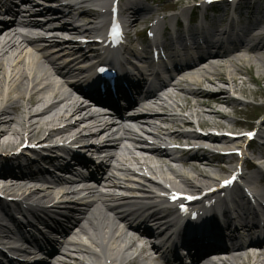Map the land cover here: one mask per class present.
I'll list each match as a JSON object with an SVG mask.
<instances>
[{
    "label": "bare ground",
    "instance_id": "bare-ground-1",
    "mask_svg": "<svg viewBox=\"0 0 264 264\" xmlns=\"http://www.w3.org/2000/svg\"><path fill=\"white\" fill-rule=\"evenodd\" d=\"M127 3L131 6L133 5V8H127L125 11H129L133 14V17L137 19L135 23L140 19H143L147 14L150 15L153 13V10L146 7H139L134 2ZM256 3L257 2L250 3L249 6ZM32 4H34V0L33 2L32 0H27V3L23 5L28 6ZM245 5H248V3H245ZM60 7L66 10V14L60 12L57 13L48 9L35 8L36 12L27 11L25 15L31 19L36 17H45L46 20L48 19L50 21H47L43 27L53 29L52 31H70L75 34L82 32L80 28L71 29L64 24L57 26L58 23H60L59 21L63 19L74 18L72 13L73 9L71 6L63 7L61 4ZM257 13L261 15L263 10H258ZM83 15L85 16V14ZM263 24L264 23H260V26L252 32L245 33L246 30H244L242 36L238 35L233 40L230 39V49L224 51L222 50L214 54L211 58L212 60L208 61V59L203 64L200 63V61L186 64L178 82L175 84L172 82L169 83V87L178 90L180 94L184 95L185 104L180 105L179 101L182 99V96L176 95L173 98L169 97L168 99L161 100L160 110H165L167 109L166 107L169 106H176L180 109L190 111L189 115L198 118L204 125H210L214 127L223 126L224 124L222 122L210 123L208 120H205L204 115H209L216 118L222 117L224 119V116L220 115L211 106V104L213 102H219V104L231 105L234 108V102L223 96L207 95L205 91L201 90V85L203 83H209L219 87L220 85H223V87L219 89L222 91H226V87L230 86L234 89L241 90L243 93H250L245 86L246 81H238L240 74L244 71V69H246V67H248L247 78L249 82L258 83L259 81L264 80V74L260 77H254L252 74L253 67L260 66L261 69H264ZM36 26L37 24H33L32 27ZM55 27H59V30H55ZM15 28L16 25L8 28V30L10 29L13 31L12 33L6 32V36L4 37L3 35L5 33H0V152L14 148L18 139H22V142L32 140L36 135L43 132L44 130V135L46 136V139L49 140V138H53L55 133L58 135L69 134L81 127L82 130L80 134L82 136H80L79 139L84 141L90 137L91 139H98L107 133L111 128L116 126L108 120L106 121L104 118L105 115L94 116L91 114L90 106L84 105L83 103L79 104L78 102H74L72 99V94L64 89L65 87L63 86H67V88H71L74 91L83 93L80 79L75 85L72 83L68 84L66 81L64 82V85H59L58 79L55 78L56 76L62 79L76 78L78 80V76L80 74L76 71V66H73L75 63H77V60L70 57L67 61L68 63L66 62V65L58 66L54 61L49 60L46 56L35 55L33 53L34 51L39 52L41 50L36 47L33 48V52H31L30 50H27V47L24 48V46L20 43L18 35L15 33ZM190 35L196 36L198 34L195 30H192ZM50 41L52 43L58 42L54 38ZM164 46V48L168 47L167 45ZM72 47L74 48L76 46ZM82 57H86V55ZM239 83L240 85H238ZM8 85L12 86L9 90H7ZM134 86L136 87L134 84L129 86L130 93H133ZM35 87H41L40 91H34ZM193 87H196L197 89ZM48 92L54 99V101L52 100L53 103L50 108L42 113H38V111L35 112L33 108L29 107L44 103L46 105V98L43 96ZM98 92L99 91L97 89L94 90V93ZM126 92V94H122V90H119L117 94L119 97L123 96L129 100V91L127 90ZM105 95V98L100 96H97L96 98H98L102 104L110 105V107L115 109V112L120 115V109L122 107L116 103V100H111L108 93H105ZM252 95L264 97V89L252 92ZM187 96L195 98V103L192 104L190 98ZM63 104H66L65 107L67 106L68 108L61 116L53 119L52 122L40 121L45 115L48 116L52 113V110H55ZM205 106H208V110L206 111L193 110L194 108H203ZM131 108L133 110L135 106H131ZM262 108H264V106ZM154 117L160 120L162 124L166 125V127H164L165 129L154 125L155 130L157 131L154 132L157 135L154 136L156 139L162 140V137H168L174 141L183 139L184 134L169 131L174 127H178L179 123H183L182 119H178L176 117L169 118L167 117V114H155ZM141 119L145 121L147 118ZM225 120L227 119L225 118ZM59 121L66 123V126H64L63 130L51 131V128H47L54 126L55 123ZM220 141L227 142L224 139ZM238 142L239 141H237V143ZM39 144H43V141ZM108 144H110V161L119 162L123 167L136 164L137 166L141 167V169H143V167H146V169H153L151 165L158 163L161 165V167H156L155 169H160L156 171H158V173H165L163 165L166 164V160L188 167L189 172L185 173L178 172L176 170H170L167 167L166 171H172V173L177 178L182 180L183 184L192 190L197 188L195 181L204 180L203 182L213 183L218 174L220 175L221 171H224V169L216 165L218 160H221L222 158L220 159L218 156L211 157L207 153H196L192 155L179 156L175 151L162 150L153 146L142 145L139 147L141 152L147 154L148 156H142V158H139L136 156V154L128 152V158H126V155L123 157V155L120 154V141ZM1 154L2 153H0V155ZM259 156L262 160H264V151H262ZM2 158L3 157L0 156V179H3L0 180V183L4 188H7L11 192H18L16 194L17 197H24L21 201L23 206L22 212L26 211L25 213L29 216H32L36 223L47 225L49 229L51 226L47 224L46 221H43L40 215H43L44 213L47 215H52L54 216V219L58 220L57 226H59V231L60 229H63V239H54L48 242L49 246L52 247V252L50 253L51 256L48 254L49 258H46L49 264H56L55 262L60 264H85V262L81 261L77 255L81 253L83 256L90 258V256H94V252L87 246H81V243L74 239H77L78 236H87L90 239L91 232L96 235L97 243H99L103 248V256L101 259L102 262L104 261L103 264H118V261H123L125 258H127L131 251L135 249L138 250V248H136V242H145L146 240H149L147 237L156 231L151 228L154 226L153 223L148 224L151 227L147 226L144 232H141V229L140 231L134 229L133 226L127 222V216L125 214L118 212L117 208H114L110 205L107 206V204L101 202L100 196L98 195V193H100L98 192V189L89 188L87 190L88 195L97 200V203L89 202L78 206L62 202L61 206L59 207L49 208L47 206V200H55L60 194V200L68 196V194L56 192V189L61 187L63 182L57 181L53 183V186H47V189H44L43 187H40L41 189H28L25 182L33 181L34 183L46 184L44 182L46 181L45 173H41L40 171L39 173H36L33 171V168L40 167L47 161L52 164V159L39 157L36 161L29 162L27 167L25 165H14V161L12 159L10 160L9 158H4V160H1ZM20 158H24V156L21 155ZM199 164L200 166L203 165V168L218 167L220 168V171L218 170L219 173L211 171V178L209 176L210 174L207 173V169L200 168ZM59 166L65 171L71 168L70 163H63ZM111 166L112 165L108 163V165L104 166L103 168L104 174L102 180H105V185L103 186L104 189L116 188L118 186L130 188L134 187L132 185H125L123 182L118 181L117 178L113 176V174H109L108 171L110 170ZM256 174L259 175L260 179L263 177L260 171H258ZM8 179L15 182L10 183ZM258 180V177L251 175L247 181L256 184ZM139 188L140 193L145 196L140 206L134 204V199H125L121 202H123L126 206H130L132 208L136 207L138 210L147 212L150 218L155 219L153 222L156 225H159L160 219H158L157 216L159 215V209L161 207L160 204L156 203L157 201H154V198L152 197L153 193L147 187L139 186ZM258 192L264 197V190L259 189ZM130 193L136 192L131 191ZM24 201L30 206L24 204ZM98 202H101V204H98ZM0 205V209L4 214L3 216L6 217L5 212L7 208H5L2 204ZM67 214L71 215V217H67ZM19 215L21 216V213ZM3 216H0V222L3 221ZM70 220L71 225L75 226V229H70V225H68V221ZM121 225H123L127 230L122 229ZM18 228L16 227L15 230H11L13 231V234H15V231ZM214 229L215 227L212 226L211 230ZM11 231H6L0 223V232L6 235H11ZM126 231L137 233V240H132ZM28 241L30 244L34 242L33 239H29ZM215 242L217 243L219 240L216 235L213 234L212 240H188L186 241V246L189 248L194 261H198V259L201 257V254L207 253L210 249V245ZM122 243L126 245L125 248L121 247ZM147 245L145 244L144 247L141 248L137 257L133 258L128 263L183 264L180 262L181 260H175L173 262L165 260L163 255L158 250V247L155 245ZM250 247L260 249L261 251L258 253L247 252L243 254L245 251L243 250V252L230 254L224 260L223 264H264V239L254 241V243H251ZM214 255L215 254H210L205 256L203 260H200V263L201 261L203 262L208 260L207 263L213 264L214 261L211 260V257Z\"/></svg>",
    "mask_w": 264,
    "mask_h": 264
},
{
    "label": "rangeland",
    "instance_id": "rangeland-1",
    "mask_svg": "<svg viewBox=\"0 0 264 264\" xmlns=\"http://www.w3.org/2000/svg\"><path fill=\"white\" fill-rule=\"evenodd\" d=\"M150 1H153V8H155V9H159V6H161L162 4H164L165 3V1L164 0H160L159 2H158V0H150ZM258 70H259V68H254V71L252 72V74H253V76H255V77H258L259 75H260V73H263L264 72V70H261V72H258ZM264 74V73H263ZM245 75H248L247 74V72H246V74ZM246 80V78H244V79H240L239 81H245ZM245 86L247 87V89L248 90H250V91H252V92H256L257 90H262V89H264V83L263 82H259L258 83V85L256 84V85H253V84H250L249 82H246V84H245ZM258 100H260V101H258V102H264V98H258ZM236 109L239 111V112H241V114L240 115H238V117H234L233 116V114H231L232 115V117H234L235 119H237V120H239V121H241V123H239L237 126H234L237 130L238 129H241V130H247V129H249L250 128V126H251V124H250V120L252 119V117L254 116V114H256L257 112H252L253 110H252V107H247V108H245V107H239V106H237L236 107ZM227 123V122H226ZM233 124V123H232ZM229 124L227 123V126H228ZM229 127H231V126H229ZM234 127H232V129H234ZM260 146H261V144H260ZM258 147L259 146H255L254 147V149L255 150H257L258 149ZM250 157L252 158L253 156H252V154L250 153Z\"/></svg>",
    "mask_w": 264,
    "mask_h": 264
},
{
    "label": "snow or ice",
    "instance_id": "snow-or-ice-1",
    "mask_svg": "<svg viewBox=\"0 0 264 264\" xmlns=\"http://www.w3.org/2000/svg\"><path fill=\"white\" fill-rule=\"evenodd\" d=\"M110 35H111V37L113 39H117L120 36L119 25H114L111 28ZM97 72L100 73V74H104L106 72V69L104 67H102V66H99L97 68ZM229 135H231V134H229ZM241 135H244V136H246L248 138H252L254 136V133H252V132H246V133H241ZM233 179H234V177H233ZM232 182H233V180H224L223 181V184L224 185H229ZM172 199L174 201L177 200L178 199L177 194H173ZM182 199L192 200V199H194V197H192V196H183V197H181V200ZM179 211H181V212H186L187 211V209L185 208V206L183 205L182 202L179 204ZM192 215H193V217L195 216V214H192Z\"/></svg>",
    "mask_w": 264,
    "mask_h": 264
}]
</instances>
